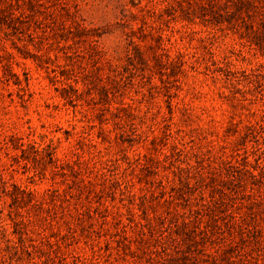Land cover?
<instances>
[{
  "label": "rangeland",
  "instance_id": "obj_1",
  "mask_svg": "<svg viewBox=\"0 0 264 264\" xmlns=\"http://www.w3.org/2000/svg\"><path fill=\"white\" fill-rule=\"evenodd\" d=\"M0 264H264V0H0Z\"/></svg>",
  "mask_w": 264,
  "mask_h": 264
}]
</instances>
